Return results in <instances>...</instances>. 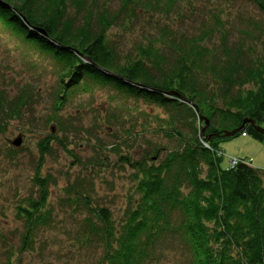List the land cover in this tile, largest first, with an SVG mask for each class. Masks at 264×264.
<instances>
[{
	"label": "trees",
	"instance_id": "1",
	"mask_svg": "<svg viewBox=\"0 0 264 264\" xmlns=\"http://www.w3.org/2000/svg\"><path fill=\"white\" fill-rule=\"evenodd\" d=\"M181 1L0 0V31L19 41L24 58L31 53L52 58L57 82L44 125L80 132L63 117L65 107L77 96L111 90L100 117L109 138H97L96 149L115 154L132 170L129 204L117 219L92 203L84 180L68 182L61 198L86 211L73 238L90 252L99 250V264H264V168L241 158L231 167L235 157L224 167L220 144L231 138L224 131L242 127L246 118L264 120V0H250L259 16L237 14L233 26L239 38L233 40L232 22L227 27L222 9L208 12L195 32L156 22L154 32L127 51L119 34H112L143 16H169ZM217 34L219 44L210 45ZM27 62L28 70H37L35 62ZM1 85L0 133L12 120L29 116L31 123L40 122L36 86L25 83L12 94ZM50 131L37 144L35 190L16 206L24 228L20 245L5 240L4 264H17L16 253L35 250L40 231L54 223L48 201L56 179L42 168L53 142L72 151L67 136ZM145 132L149 138L137 157L132 150ZM245 133L264 139L251 123L234 136ZM9 143L5 154L13 161L23 143Z\"/></svg>",
	"mask_w": 264,
	"mask_h": 264
},
{
	"label": "rangeland",
	"instance_id": "2",
	"mask_svg": "<svg viewBox=\"0 0 264 264\" xmlns=\"http://www.w3.org/2000/svg\"><path fill=\"white\" fill-rule=\"evenodd\" d=\"M179 7L180 9H176L169 16L158 14L153 18L143 16L130 29L113 28L112 34H119L117 37L122 42V48L127 51L136 42H142L147 33L154 32L156 22L161 24L167 22L175 29L195 32L201 22L208 18V12L222 9L221 16L227 20L229 24L227 27L230 26L229 22H232L233 40L239 38L238 29L233 26H238L237 14L241 13L245 17L259 16L256 6L250 0H182ZM219 41L217 34L212 37L209 44L217 45ZM20 46L19 41L9 32L0 31V83L12 94L17 91L19 85L30 82L36 86L40 92V101L38 104L35 103L34 110L40 122L31 123L28 120L29 116L12 120L7 131L0 133V251L3 250L6 241L14 248L20 245L19 238L24 228L16 206L22 204L25 197L33 194L35 190L32 177L39 157L37 144L51 133L52 127L53 132L59 137L67 136L66 141L70 142L68 147L72 151L71 154L63 150L57 142H53V153L45 156L42 172L51 173L56 179L48 201V205L54 209V223L40 231L35 250H26L20 256L16 253L13 260L17 261L19 257L17 264H99L100 251L90 252L73 238V233L77 231L79 221L85 216L86 211L64 205L61 198L66 196L64 189L68 182L84 180L83 182H87L86 185L91 186L92 203L107 207L117 219L129 204L133 193V181L130 177L132 170L120 163L119 157L115 154L96 149L99 139L106 141L109 138V128H105L100 117L105 114L111 90L105 88L97 91L94 98L89 94L77 96L72 104L65 107L63 117L70 119L67 122L82 128L80 132L63 133L57 130L54 123L44 125L45 117L50 113L49 98L57 82V70H54L50 56L31 53L24 58ZM29 59L35 62L37 70H28ZM260 126L264 129V120ZM139 129L142 130L141 127ZM21 134L22 149L16 153L17 158L11 161L5 154L6 149L8 145L11 146L9 143L11 139ZM146 138L149 137L145 132V139H140L138 148L132 150V154L139 156L135 153H139V147L145 146ZM220 144L225 155L222 162L224 167L231 157L236 156L248 159L254 167L264 168V139H255L250 134H239L224 139ZM107 155L108 163L104 160V156ZM1 236L4 238L1 239ZM0 264H4L1 257Z\"/></svg>",
	"mask_w": 264,
	"mask_h": 264
},
{
	"label": "water",
	"instance_id": "3",
	"mask_svg": "<svg viewBox=\"0 0 264 264\" xmlns=\"http://www.w3.org/2000/svg\"><path fill=\"white\" fill-rule=\"evenodd\" d=\"M39 31H40L41 34L46 35V32L44 30L39 29ZM80 55H82V53ZM86 60L89 61V62H91V59L89 57H86ZM168 93H170L172 95H175L176 97H179L180 96L184 102L192 105L191 101L187 100L181 93H178L176 91H169ZM196 110H198L197 106H196ZM244 122L245 123H244V125L242 127L237 128V129H234L233 131H224V134L223 135H225L226 137H232V136H234L237 132H239V131H241V130L244 129L246 123L253 124V126L256 127L257 130H259L260 132H262L264 134V129L256 121H254V120H252L250 118H246L244 120ZM22 141H23V136L22 135L21 136L19 135L16 138H14L13 140H11V143H13L15 146L18 147V146H21L22 145Z\"/></svg>",
	"mask_w": 264,
	"mask_h": 264
},
{
	"label": "built area",
	"instance_id": "4",
	"mask_svg": "<svg viewBox=\"0 0 264 264\" xmlns=\"http://www.w3.org/2000/svg\"><path fill=\"white\" fill-rule=\"evenodd\" d=\"M205 144H206V143H205ZM221 154H222V151H219L218 155H221ZM238 160H239L238 157L232 158V159L230 160V164H229V165H230L231 167L235 166L236 163L238 162Z\"/></svg>",
	"mask_w": 264,
	"mask_h": 264
},
{
	"label": "bare ground",
	"instance_id": "5",
	"mask_svg": "<svg viewBox=\"0 0 264 264\" xmlns=\"http://www.w3.org/2000/svg\"><path fill=\"white\" fill-rule=\"evenodd\" d=\"M218 154V153H217Z\"/></svg>",
	"mask_w": 264,
	"mask_h": 264
}]
</instances>
